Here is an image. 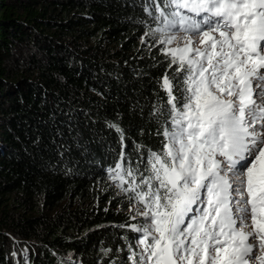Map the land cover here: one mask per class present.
Instances as JSON below:
<instances>
[{"label": "trees", "instance_id": "obj_1", "mask_svg": "<svg viewBox=\"0 0 264 264\" xmlns=\"http://www.w3.org/2000/svg\"><path fill=\"white\" fill-rule=\"evenodd\" d=\"M167 5L0 0V264H133L121 225L143 205L108 173L123 153L140 184L166 142L178 65L150 33L169 32Z\"/></svg>", "mask_w": 264, "mask_h": 264}, {"label": "snow or ice", "instance_id": "obj_2", "mask_svg": "<svg viewBox=\"0 0 264 264\" xmlns=\"http://www.w3.org/2000/svg\"><path fill=\"white\" fill-rule=\"evenodd\" d=\"M167 7L176 10L161 11L164 25L177 31L150 34H162L156 40L169 67L178 65L162 80L171 127L162 150H150L151 175L141 173L140 184L123 153L113 173L143 205L144 221L121 225L138 234L130 259L264 264V0H168ZM124 175L133 178L127 189Z\"/></svg>", "mask_w": 264, "mask_h": 264}, {"label": "rangeland", "instance_id": "obj_3", "mask_svg": "<svg viewBox=\"0 0 264 264\" xmlns=\"http://www.w3.org/2000/svg\"><path fill=\"white\" fill-rule=\"evenodd\" d=\"M181 11H183V10H181ZM165 34H166V33H165ZM180 35L182 36V34H180ZM194 39H195V40H198L199 38H198V37H194ZM181 43H182V41H181ZM173 46H175V42H174V45H173ZM197 46H198V45H197ZM108 175H109V178H108V179H109V183L112 182V183H114V184L116 185V182H117V181L114 182L113 172H112V171L109 172ZM115 185H114V186H115Z\"/></svg>", "mask_w": 264, "mask_h": 264}, {"label": "bare ground", "instance_id": "obj_4", "mask_svg": "<svg viewBox=\"0 0 264 264\" xmlns=\"http://www.w3.org/2000/svg\"><path fill=\"white\" fill-rule=\"evenodd\" d=\"M164 29V28H163ZM170 31V30H169ZM259 101L262 102L263 98L260 96L259 98ZM121 160V159H120Z\"/></svg>", "mask_w": 264, "mask_h": 264}]
</instances>
